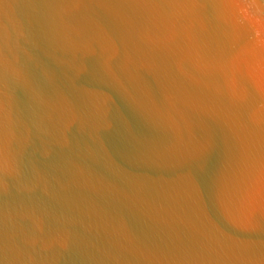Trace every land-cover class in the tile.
I'll list each match as a JSON object with an SVG mask.
<instances>
[{
    "label": "water",
    "instance_id": "1",
    "mask_svg": "<svg viewBox=\"0 0 264 264\" xmlns=\"http://www.w3.org/2000/svg\"><path fill=\"white\" fill-rule=\"evenodd\" d=\"M0 264H264V0H0Z\"/></svg>",
    "mask_w": 264,
    "mask_h": 264
}]
</instances>
